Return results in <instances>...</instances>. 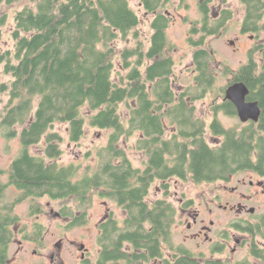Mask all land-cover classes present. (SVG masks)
<instances>
[{
    "label": "trees",
    "instance_id": "trees-1",
    "mask_svg": "<svg viewBox=\"0 0 264 264\" xmlns=\"http://www.w3.org/2000/svg\"><path fill=\"white\" fill-rule=\"evenodd\" d=\"M168 1L148 0L150 11L162 9L146 42L139 31L141 16L129 0H0V6L23 2L12 14L11 45L0 49V129L21 145L16 158L0 169V264L7 263L16 237L20 217L14 210L19 203L30 199L32 212H42L41 199L59 202L58 214L71 217L70 226H80L89 220L86 208L94 193L115 201L126 213L123 221L110 213L98 223L97 264H264V248L256 239L251 254L261 262L198 256L177 246L173 228L178 207L166 198L150 200L156 183L167 195L175 178L214 182L245 170L264 176V110L259 123L225 127L219 112L238 115L235 104L225 99L228 86L222 89V100L211 104L210 123L197 116L194 105L213 91L217 79L206 38L228 25L233 10L225 9L213 22L205 14L203 27L191 28L190 34H200L189 38L195 47L194 84L191 91H177L167 36ZM245 1L249 7L243 28L252 32L261 16L260 0ZM8 17L0 13V44ZM131 37L132 45L127 44ZM258 67L250 59L230 84L244 82L248 98L264 109V63ZM87 125L109 134L107 144L98 148L96 168L88 166L81 175L79 163L60 159L65 143L83 141ZM208 129L213 142L206 137ZM135 136V148L147 157L143 168L133 165L128 148L121 145ZM35 146L43 153H34ZM10 188L19 194L7 199ZM257 223L242 219L232 226L264 239V216ZM25 227L20 232L29 238ZM41 229L37 226L30 238L40 241ZM223 250L222 244L213 247V253Z\"/></svg>",
    "mask_w": 264,
    "mask_h": 264
},
{
    "label": "rangeland",
    "instance_id": "rangeland-1",
    "mask_svg": "<svg viewBox=\"0 0 264 264\" xmlns=\"http://www.w3.org/2000/svg\"><path fill=\"white\" fill-rule=\"evenodd\" d=\"M129 2L139 15L144 17V12L138 10L139 0H129ZM199 2L200 0H186L189 7L185 6L184 8V5L180 7L178 1L173 3V0H169L165 7L171 16L167 36L172 47L170 52L176 62L174 88L177 91L180 89L191 91L190 87L194 84L192 57L195 47L188 39L190 37L196 39L200 36L199 33L190 34L192 27H201L199 21L203 19V15L199 8ZM221 5L234 9V16L228 25L221 29V32L206 38L207 46L215 57L213 66L217 77L216 83L213 91L194 101L197 116L205 119L207 123H210L214 118L211 104L215 100H222V89L230 84L240 66L248 61V52L255 47V40L250 36V33L244 35L241 31L244 6L239 0H227V4L222 0H214L213 5H211V16L219 11ZM22 6L23 2L0 6V13L9 15L4 26V39L0 44V49L11 45L8 32L9 28L13 27L12 14ZM149 16L152 17V15ZM139 31L142 38L146 39V42L149 41L152 31L150 21L142 22L139 25ZM259 41H264V38ZM133 43L134 40L131 37L127 44L132 45ZM124 46V42H119V47ZM258 60L261 62L259 58ZM123 111L126 112V109ZM218 118L227 128L244 125L238 116H230L224 112H219ZM57 128L65 131L64 126L57 125ZM108 134L109 131H102L87 125L86 137L80 144L65 143L63 145L64 155L60 162L63 164L79 163L81 175L88 166L91 167V171L94 170L98 164V148L107 144ZM206 137L210 142L214 141L209 129ZM136 138V136L132 137L128 143L122 140L121 145L128 148V155L133 165L143 168L147 157L144 151L135 148ZM20 149V140L6 138L3 130L0 129V169L8 167L19 154ZM40 149V146L31 148L34 153L42 154ZM170 183V194L167 195L160 183H156L151 190L150 200L166 198L178 207L177 222L173 228V242L177 246L183 245L198 256L229 259L232 262L249 258L252 262H260L251 254L254 237L249 233L233 228L232 225L242 219L254 221V217L264 214V178L262 176L251 170H246L238 172L229 180L196 183L192 180L175 178L170 180ZM7 193V199L15 198L19 194L14 188H10ZM39 202L42 212H32L30 199L15 207L14 212L19 215L20 223L17 226L16 237L11 244L9 259L6 264H82L81 256L84 251V248H81L82 245L87 251L88 264H95V259L98 258L100 252L98 223L110 213L121 221L126 216L124 209L118 206L115 201L94 193L90 206L86 208L89 217L88 222L80 226H70L72 218L62 217L58 214L60 212L59 202L47 198H43ZM239 202L245 204L248 209L254 208L256 216H252L251 211L240 214L236 209ZM72 205L77 210V214L81 212L77 202ZM224 205L228 207L225 208ZM186 208L188 211L183 210ZM197 212L200 213V219H204L208 225H210L211 220L214 221L212 231L209 234L213 237L212 242L204 237L197 239L192 237L201 226L200 223L195 229L188 228V223L193 221V216ZM24 226L27 229L25 235L28 234L30 237L35 235L37 226H40L42 228L40 241H34L30 237L25 238L24 233L20 232ZM233 236L243 241L244 244L231 239ZM224 237L226 239L231 237V248L225 252L213 253L216 242L222 241L225 239ZM257 238L264 240L260 235ZM258 243L261 245L260 242Z\"/></svg>",
    "mask_w": 264,
    "mask_h": 264
},
{
    "label": "flooded vegetation",
    "instance_id": "flooded-vegetation-1",
    "mask_svg": "<svg viewBox=\"0 0 264 264\" xmlns=\"http://www.w3.org/2000/svg\"><path fill=\"white\" fill-rule=\"evenodd\" d=\"M176 1H178L179 2V4H180V7L182 6V5H184L183 7L185 8V6L186 7H189V4L188 3H186V0H173V3H175ZM222 2H224L225 4H227V0H222ZM239 2L244 6V18H243V21H242V34H244V35H246V34H249L250 33V36L255 40V47H253L249 52H248V61L250 60V59H252V60H255V61H257V63H258V66L259 67H262V65H263V63H264V41H259V40H262L263 38H264V0H260L259 1V4L257 5L258 7V9H259V13L261 14V16L257 19V23H256V25H255V28L257 29V30H255V31H252V32H245L244 31V22H245V18H246V13H247V9H248V3L245 1V0H239ZM130 3V2H129ZM147 3H148V0H139V2H138V10L139 11H143L144 12V17H141V23L142 22H144V21H150V24L152 23V21H153V19L155 18V16H156V14L158 13V12H160L161 11V9H162V7H159V8H156V9H153L152 11H150L149 10V8L148 7H146V5H147ZM186 3V4H185ZM213 3H214V0H200V2H199V8H200V11H201V13H202V15L204 16L205 14H207V15H210L211 16V11H212V9H211V5H213ZM225 9H232V8H230V7H228V6H222L221 5V7H220V9H219V11L218 12H216L215 14H214V16L212 15L211 16V21L213 22L214 20H217V19H220V17H222L223 16V12H224V10ZM135 10V9H134ZM233 10V12H234V9H232ZM136 12H138L137 10H135ZM166 11V10H165ZM166 13H168V11H166ZM149 15H152V17L151 16H149ZM168 16L171 18V16L168 14ZM147 18H149L148 20H147ZM231 20V19H230ZM230 20L229 19H226V23L228 22H230ZM203 19H201L200 21H199V25L201 26V27H203ZM226 27V26H225ZM224 28V27H223ZM188 41H189V39H188ZM258 56V57H257ZM258 58L261 60V62L258 60ZM192 60H193V57H192ZM259 67H258V69H259ZM181 90V89H180ZM249 95H247V101H258V100H250L249 98ZM258 103H259V101H258ZM260 108H261V115H260V118H259V120L258 121H254V120H249V121H247V122H243V123H246V124H248L249 122H251V121H253V122H255V123H259V121L261 120V116H262V113H263V107L262 106H260ZM238 116V115H237ZM246 171V170H245ZM263 178H264V176H262ZM221 206H223V205H221ZM224 207L225 208H227L228 206H225L224 205ZM236 209L239 211V213L241 214L242 212H247V211H249L250 212V209H248L247 207H246V205L245 204H243V203H241V202H239L237 205H236ZM184 211H188V209L186 208V209H183ZM109 214H107V216H108ZM251 215L252 216H256V214H254V212H251ZM106 216V217H107ZM263 216H264V214L263 215H260L259 216V219L260 218H263ZM105 217V218H106ZM104 219V218H103ZM259 219H258V217H254V221H251V220H249V221H251L253 224H254V222H256V224H258L257 222H259ZM246 220V219H245ZM201 223V226H200V229L199 230H197L195 233H194V235L192 236L193 238H202V237H204V238H206V240H208V241H213V237H211L209 234H210V232L212 231V227H213V225H214V221H212L211 220V222H210V225H208L207 223H205V220L204 219H200V213L199 212H197L194 216H193V221L192 222H189L188 223V228L189 229H195L199 224ZM251 236L252 237H254V239H256L257 241H256V243L257 244H259L258 242H260L261 243V247L262 248H264V240H259L258 238H257V236L255 235V234H251ZM231 237H229V238H225V239H223L222 241H217L216 242V244H222L223 246H224V250H223V252H225L226 250H228L229 248H231V239H233L234 241H236L237 243H240V244H244V242L243 241H241L240 239H237L235 236H233L231 239H230ZM253 244V243H252ZM81 248H84V251L82 252V264H88L89 263V260H88V258H87V251H86V249H85V246L84 245H82V247ZM235 249V248H234ZM52 258H54L53 256H52ZM260 262H261V260H259ZM95 264H97V258L95 259V262H94Z\"/></svg>",
    "mask_w": 264,
    "mask_h": 264
},
{
    "label": "water",
    "instance_id": "water-1",
    "mask_svg": "<svg viewBox=\"0 0 264 264\" xmlns=\"http://www.w3.org/2000/svg\"><path fill=\"white\" fill-rule=\"evenodd\" d=\"M249 92L250 89L242 81L228 85L225 90V99L235 104L238 117L242 122L249 120L258 121L261 115V108L258 101H247ZM254 210V208L250 209L251 212H254Z\"/></svg>",
    "mask_w": 264,
    "mask_h": 264
}]
</instances>
